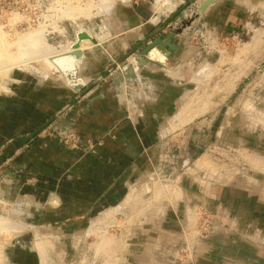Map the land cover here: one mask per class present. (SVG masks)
I'll list each match as a JSON object with an SVG mask.
<instances>
[{"label":"rangeland","instance_id":"obj_1","mask_svg":"<svg viewBox=\"0 0 264 264\" xmlns=\"http://www.w3.org/2000/svg\"><path fill=\"white\" fill-rule=\"evenodd\" d=\"M104 1L0 0V51L4 49L7 55L16 53L10 44L28 32H42L45 43L54 50L52 55H39L32 60L33 65L26 67L16 66L9 56L0 54V98L7 99L16 92L15 87L26 85L32 79L39 84L79 83L81 79L76 72L81 57L75 56L74 67L65 71L48 64L55 54L69 52L79 32L107 36L97 46L82 41L79 48L85 45L83 54L98 49L106 51L114 43L117 33L111 28V14L117 3L130 0H112L107 10L108 4H103ZM202 1L132 0L134 4L148 5L149 22L162 7L169 10L175 6V11L159 23L165 20L164 30L170 26L169 33L180 31L175 37L194 47L195 54H208L209 67L193 81L192 92L183 96L176 111L191 104L187 111L192 120L172 125L173 119H170L162 126L159 153L150 175L131 188L122 205L86 222L82 230L69 222L63 223L67 225L63 229L60 223L49 226L42 221L47 212L57 207L54 195L41 201V191L35 186L34 178L21 179L23 186L34 188L32 192H22L15 184L22 177L21 173L16 174V169L21 167L35 139L54 135L66 151L81 150L84 154L89 151L92 146L89 142L85 150L73 133H59L57 127L62 113L55 117L53 124L27 135L26 143L14 153H4L8 142L0 144V264H138L131 258V251L142 243L151 246L150 264L151 261L153 264H197L199 251L219 235H235L237 240L264 252V230L254 223L240 227L238 219L219 201L214 190L232 184L264 185V0H224L251 18L245 27V37L240 39L222 38L215 29L207 28L198 11ZM102 4L108 12H101ZM187 22L190 24L186 25ZM4 44H9L5 45L7 50L1 46ZM116 71L110 68L106 75ZM128 85L116 93V99L131 111L132 91L127 90ZM253 108L261 114L250 125L243 117L255 114ZM256 135L257 150L243 145V140ZM160 156L165 160L160 162ZM169 189L178 191L176 196L169 198ZM173 217L178 220L176 236L151 240L147 237V242L137 236L140 229L159 226L166 219L174 220ZM106 237L116 241V247L108 253L110 256L104 248L97 251ZM41 246L46 247L47 253Z\"/></svg>","mask_w":264,"mask_h":264},{"label":"crops","instance_id":"obj_2","mask_svg":"<svg viewBox=\"0 0 264 264\" xmlns=\"http://www.w3.org/2000/svg\"><path fill=\"white\" fill-rule=\"evenodd\" d=\"M149 17L150 9L145 3L134 4L132 0L117 3L110 19L116 40L106 51L98 49L83 54L76 72L81 83L39 84L32 79L15 87L16 92L7 99L0 98V144L8 142L5 154L20 149L27 135L53 124L60 113L63 116L57 127L59 133H73L82 149L87 142L92 145L84 154L81 150H64L54 135L35 139L21 167H17L16 174L21 173L22 177L15 184L22 192L34 190L23 186V178H34L41 201L53 195L57 198L54 211L43 216L42 221L49 226L60 223L64 229L67 225L63 223L69 222L82 230L86 222L122 205L131 188L150 175L159 153L162 126L177 114L183 96L192 92L193 81L209 67L208 54H195V48L181 37L171 40L175 50L169 55L153 49L141 65L143 48L158 35L170 32V26L164 30L165 20L156 26L148 21ZM250 19L239 7L224 0L217 1L201 15L207 28L230 39L244 38ZM153 52L156 57L150 59ZM110 68L117 71L107 76ZM133 81L138 88L131 93L132 110L128 111L117 101L116 93ZM252 111L256 115L243 117L250 125L261 114L254 108ZM243 145L257 150L258 136L246 138ZM214 190L240 227L254 223L264 230L262 183L232 184ZM173 218L159 226L144 227L137 236L145 238V242L147 237L151 240L176 236L178 220ZM237 239L235 235L214 237L199 251L196 263L264 264V252ZM133 249L132 259L138 264H150L151 246L142 243Z\"/></svg>","mask_w":264,"mask_h":264},{"label":"bare ground","instance_id":"obj_3","mask_svg":"<svg viewBox=\"0 0 264 264\" xmlns=\"http://www.w3.org/2000/svg\"><path fill=\"white\" fill-rule=\"evenodd\" d=\"M102 1V0H101ZM112 0H105L104 1V3L103 4H108V6H107V8H106V10L107 9H109L110 7H111V5L113 4L112 2H111ZM162 1V0H161ZM103 4H102V6H101V8H100V10H101V12L102 13H106V12H108V11H105L104 10V8H103ZM161 4V3H160ZM155 5H157V4H155ZM159 6V5H158ZM79 8V7H78ZM77 8V9H78ZM158 8V7H157ZM71 11V10H70ZM74 11H77V10H74ZM73 11V12H74ZM157 11V10H156ZM79 12H80V10H79ZM73 15V14H72ZM71 15V16H72ZM73 17V16H72ZM81 33H85V34H87V35H89L87 32H81ZM25 34V33H24ZM9 35V34H8ZM21 35H19V39L18 40H16L15 42H13V43H11L10 44V42H8V39H6V41L10 44V45H12V47H15L16 48V53H14V54H4V49H3V51H0V54L1 55H3V56H9V58L11 59V61H12V63H14V65H16V66H21V67H26L27 65L28 66H30L31 64L33 65V62H32V60L33 59H37L36 57H39V55H41V54H43V53H47V54H51V53H53V48H51V47H49L46 43H45V40H44V37L42 36V32H34V33H30V32H28V33H26L25 35H23V36H21ZM90 36V35H89ZM92 38H94V39H96V41L97 42H100V43H103V42H105V40L107 39V36L105 35V34H103V33H101L100 34V36H91ZM18 38V37H17ZM1 42V41H0ZM9 44H4V45H1V46H4L5 47V45L6 46H8ZM9 47H11V46H9ZM87 47V46H86ZM246 47V46H245ZM1 48V47H0ZM6 48V47H5ZM84 48H85V45L84 44H82L81 45V47H80V51L81 50H84ZM86 49V48H85ZM6 50H7V48H6ZM155 51H157L158 52V50L157 49H154ZM153 50V51H154ZM62 51V50H61ZM72 51H74V50H69V52H67V53H65V54H58V55H54L53 57H52V59H51V63L49 62V66L51 67L52 65L53 66H55V67H53V68H57L58 70H62V71H65V70H68V69H72L73 67H74V62H75V60H74V57L76 56V55H74V56H72ZM7 53H8V51H7ZM154 53H156V52H153V53H151V55L149 56V58L150 59H155V55L156 54H154ZM69 54V55H68ZM71 54V55H70ZM52 55V54H51ZM77 57V56H76ZM6 58V57H5ZM9 59V60H10ZM49 59V58H48ZM239 59V58H238ZM6 60V59H5ZM5 60H3V61H5ZM31 61V62H30ZM28 62H30V63H28ZM35 62V61H34ZM27 63V64H26ZM30 64V65H29ZM1 66V65H0ZM2 67V66H1ZM55 71V70H54ZM57 71V70H56ZM0 72H2V71H0ZM210 73V72H209ZM209 73H207V74H209ZM207 74L205 75V76H207ZM204 76V77H205ZM199 79V78H198ZM208 101V100H207ZM207 101H205V102H207ZM201 104H203V103H201ZM209 104V103H208ZM207 104V105H208ZM186 105H191V104H189V103H187ZM188 106H185V107H183L182 108V110H180L174 117H173V122H171L172 123V125L173 124H176V125H181V124H185V123H187L188 122V120H189V122L192 120V117H191V114L187 111V107ZM205 107V106H204ZM207 108V107H206ZM191 109H193V108H191ZM198 109V108H197ZM202 109V108H201ZM194 110H196V109H194ZM257 113V112H256ZM195 114H196V112H195ZM203 114V113H202ZM258 118H260V117H258ZM203 160V159H202ZM200 164H202V163H200ZM207 165V164H206ZM208 166V165H207ZM225 171V170H224ZM227 171V170H226ZM220 175V174H219ZM231 175V177H232V174H230ZM227 176H229V173H228V175ZM227 178V177H226ZM229 178H230V176H229ZM231 179V178H230ZM230 179H228L227 178V180H230ZM174 190V189H173ZM166 191V190H165ZM176 192H178V191H176ZM176 192H174V191H172V189H169V193H168V197L169 198H173L174 196H176ZM172 196V197H171ZM167 197V198H168ZM145 202V201H144ZM1 227V226H0ZM89 232V231H88ZM93 232V231H92ZM103 235H101V236H104V233H102ZM105 237V236H104ZM103 238V237H102ZM117 241H119V240H117ZM100 242V241H99ZM36 246H40V245H36ZM47 246V245H46ZM105 246V247H104ZM116 247V241H115V239L114 238H110V237H106L105 238V240L103 241L102 240V243H100L99 244V246L97 247V251L99 252L101 249L103 250V248H104V251H106V253H107V255H109L110 256V254H108V253H110V252H112L113 250V248L112 247ZM49 247V246H48ZM114 247V248H115ZM118 247V246H117ZM37 248V247H36ZM43 247L41 246V249H42ZM119 248H120V246H119ZM44 250L46 249V247L45 248H43ZM42 249V250H43ZM48 250V249H47ZM119 250V249H118ZM40 251V250H39ZM45 252H46V250H45ZM43 253V252H42ZM42 253H40V254H42ZM47 253V252H46ZM104 254V253H103ZM43 255H44V253H43ZM105 255V254H104ZM42 256V255H41ZM46 256V255H45ZM106 256V255H105ZM113 256V255H112ZM107 257V256H106ZM116 257V256H115ZM43 259V258H42ZM108 259V258H107ZM110 259H111V257H110ZM114 259V258H113ZM113 259H111V260H113ZM113 261H115V260H113ZM112 261V263H115V262H113ZM110 262V261H109ZM43 264H44V262H43ZM108 264V263H107Z\"/></svg>","mask_w":264,"mask_h":264},{"label":"water","instance_id":"obj_4","mask_svg":"<svg viewBox=\"0 0 264 264\" xmlns=\"http://www.w3.org/2000/svg\"><path fill=\"white\" fill-rule=\"evenodd\" d=\"M218 0H203L200 5L198 6V11L203 14L205 12V10L210 7L211 5H213L214 3H216ZM175 6L172 8L170 7L169 10L165 9V7H162L160 9V11L158 13L155 14V16L151 19L150 23H152L153 25H157L160 20L163 19H167L169 17V15H171V13H173L175 11ZM190 23L187 22L186 25H189ZM180 31H177L176 34H179ZM174 33H168V35H158V37L154 38L150 43H148L143 50L140 52V64L144 65L146 63V57L149 55V53L153 50V49H157L160 52H163L164 54L169 55L171 51L175 50V47L173 44H171V40L175 37ZM89 41L90 43H92L94 46H97V41L96 39L92 38L91 36L85 34V33H81L79 32L77 34V42L75 44H73V47L71 48L72 51V55H76L77 57H82L83 53L79 50V46L80 43L82 41ZM103 47H105V44H103ZM165 49H168V51H164ZM123 81V79H122Z\"/></svg>","mask_w":264,"mask_h":264},{"label":"built area","instance_id":"obj_5","mask_svg":"<svg viewBox=\"0 0 264 264\" xmlns=\"http://www.w3.org/2000/svg\"><path fill=\"white\" fill-rule=\"evenodd\" d=\"M133 84H134V85H133ZM135 84H137L135 81H133L132 83H129V85H128V89H127V90L133 91V90H135V88H138V87H136ZM163 158H164V156H160L159 161H160V162L164 161L165 158H164V159H163Z\"/></svg>","mask_w":264,"mask_h":264}]
</instances>
